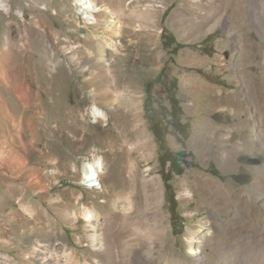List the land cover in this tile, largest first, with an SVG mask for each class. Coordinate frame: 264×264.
Instances as JSON below:
<instances>
[{
    "label": "rangeland",
    "instance_id": "obj_1",
    "mask_svg": "<svg viewBox=\"0 0 264 264\" xmlns=\"http://www.w3.org/2000/svg\"><path fill=\"white\" fill-rule=\"evenodd\" d=\"M95 1L121 26L105 56L111 86L132 97L105 107V126L84 116L95 71L86 39L109 35L75 0H0V264H41L37 242L91 260L80 212L94 210L97 226L113 211L79 183L95 156L108 199L124 194L126 171L158 183L161 236L129 264H264V0ZM210 181L228 188L221 209L204 196ZM140 194L131 190V210ZM37 210L54 238L28 231Z\"/></svg>",
    "mask_w": 264,
    "mask_h": 264
},
{
    "label": "bare ground",
    "instance_id": "obj_2",
    "mask_svg": "<svg viewBox=\"0 0 264 264\" xmlns=\"http://www.w3.org/2000/svg\"><path fill=\"white\" fill-rule=\"evenodd\" d=\"M75 1L77 4V9L75 10L89 20L86 23L94 24V27L103 29V32L109 35V38L103 35L98 37L92 31V35L87 36L86 39L92 44L91 46H93L92 48H86V60H90L91 67L95 71H92L90 78V81L94 83V88L91 91L93 95H88L89 104H87L84 116L91 119L93 123H103L105 126L108 121V112L105 107H111L113 112H118L121 106L127 107L132 98L123 90H117L115 87L113 88L111 86L114 85V83H112V76L114 75L111 74L107 62L109 60L105 57L108 53H111L112 50H118V45L112 37L120 34L121 26L117 20H108L105 9L97 4L95 0ZM120 10L119 6L116 5V7H113L114 13L112 14L118 16ZM104 19H106V21ZM102 20L105 21L106 25L103 24ZM74 120H76V118ZM78 171L80 174V185L102 194L103 197L100 199L101 203H106L105 197L107 196V200H109L113 210L109 211L111 214L105 213L104 219L107 220V222L97 226L94 224V219L98 216L94 210L84 207L80 212V216L85 225V235L90 245V255L92 257L91 260L84 259V262L81 264H129L132 253L131 250L133 248L140 251L146 244V237L149 236V238L153 240L161 236V229L163 226H161V224H163V221L161 222V219H159L158 206L160 203V193L157 181L140 177L137 183L134 173L132 171H126V190L124 194L122 196L120 194L116 198L108 199L110 196H114V194H112L113 189H111L110 186L101 183L103 160L100 156H95L83 161ZM134 187H139L142 206L139 209L131 210L130 206L132 203L129 195H131V190ZM208 195L211 196V205H214L217 209L224 207L227 204V199H229L228 188L222 187L214 181L207 183V193L204 192V196ZM120 197L122 202L128 203L127 208L118 209V207H114L116 200ZM37 212L40 214L41 220L38 226H35L34 222L30 223L28 231L36 236H49L51 239L54 238L49 230V221L44 214L38 210ZM28 213L29 214L25 215L24 218L28 216L31 220L30 215H33V213L31 211ZM69 215L77 219L75 209L72 210ZM23 221L24 220H21L20 223L22 224ZM72 221H74V219ZM13 227L14 226L10 227L7 223H4L6 236L11 235V229H13ZM6 241H9V237ZM33 249L40 255V258H38L41 264H80L77 252H71L69 249H64L59 255L56 252V248H53L49 244H41V242H37L36 245L33 246ZM190 252H192V248ZM64 256L66 258L64 263H62L61 257Z\"/></svg>",
    "mask_w": 264,
    "mask_h": 264
},
{
    "label": "trees",
    "instance_id": "obj_3",
    "mask_svg": "<svg viewBox=\"0 0 264 264\" xmlns=\"http://www.w3.org/2000/svg\"><path fill=\"white\" fill-rule=\"evenodd\" d=\"M179 46L182 47V45H179ZM171 113L173 114V111ZM151 129H152V132L154 134V137H155L156 141L161 145L164 142V132L163 131L161 132V129H162L161 125L155 123V124L152 125ZM173 156H178V154L174 153ZM162 157H163V154L160 155L159 158L161 159ZM172 158L173 157H169V158H167L165 160H169L170 163L172 164L171 167L173 168L174 160ZM166 180H168V179H166Z\"/></svg>",
    "mask_w": 264,
    "mask_h": 264
},
{
    "label": "water",
    "instance_id": "obj_4",
    "mask_svg": "<svg viewBox=\"0 0 264 264\" xmlns=\"http://www.w3.org/2000/svg\"><path fill=\"white\" fill-rule=\"evenodd\" d=\"M248 161L252 164H259L261 162L259 158H248Z\"/></svg>",
    "mask_w": 264,
    "mask_h": 264
}]
</instances>
